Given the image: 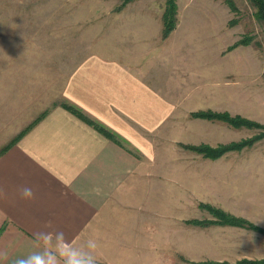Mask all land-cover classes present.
Masks as SVG:
<instances>
[{"label":"crops","instance_id":"crops-1","mask_svg":"<svg viewBox=\"0 0 264 264\" xmlns=\"http://www.w3.org/2000/svg\"><path fill=\"white\" fill-rule=\"evenodd\" d=\"M156 5L135 0L122 11L127 12L126 48L132 57H125L121 47L117 52L112 47L111 55H87L65 79L62 102L33 115L31 122L24 125L21 111L11 113L0 105L6 116L0 117V264L34 255L61 264L49 254L69 246L84 252L90 239L98 245L97 264L242 259L232 260L223 250L246 249L252 232L214 223L218 217L200 203L248 220L259 216L264 208L258 197L264 199V159L256 150L261 141L217 159L161 146L175 143L171 138L177 131L185 135L179 144L213 147L252 136L238 139L230 136L228 123L190 114L214 110L215 95L230 92L232 76L238 85L261 80L264 52L256 32L250 44L227 51L243 37L226 41L230 17L223 21V32L202 33L190 31L192 23L182 24L180 18L163 39L165 7L151 11ZM65 104L116 132L126 147ZM248 186H253L250 191ZM25 187L32 189L31 198L22 196ZM54 231L65 235L39 236Z\"/></svg>","mask_w":264,"mask_h":264},{"label":"rangeland","instance_id":"rangeland-1","mask_svg":"<svg viewBox=\"0 0 264 264\" xmlns=\"http://www.w3.org/2000/svg\"><path fill=\"white\" fill-rule=\"evenodd\" d=\"M149 1L157 4L149 7L157 13L159 7L163 9L166 5V0ZM234 1L238 7L237 12L229 11L226 0H179V21L180 18L182 24L190 21V31L202 33L223 32V21L227 17L231 18L230 21L237 19L236 25L230 26L228 23L231 31H227V28L224 31L225 36H229L226 41L231 42L238 35L256 32L264 52V23L255 18L256 7L250 0ZM122 2L123 0H0V105L11 113L21 111L25 125L32 121L33 115L51 107L53 103L62 102L59 91L61 92L65 79L87 55L95 52L111 55L112 47L116 48V52L117 48L121 47L125 57H132L130 48H126L127 12L125 10V13H122L124 8L118 10ZM129 45L132 47L133 40H130ZM236 80L233 76L228 80L230 92L224 97L215 95L212 109H229L233 114L241 113L264 124V73L261 80L243 81L239 85L235 83ZM259 81L262 83L259 84ZM2 107L0 117L4 119L6 116L4 117ZM183 116V125L180 127L182 130L186 122L185 113ZM259 131L231 128L230 136L241 139L239 137L250 133L254 136ZM176 133V137L171 138L175 143H167L161 146V150L173 149L181 152L183 147L179 143L185 135L183 131ZM0 136L3 137V131ZM227 137L225 134L223 138ZM260 141V148L256 150L260 149L263 154L261 158L264 159V139ZM244 151L245 148L229 152ZM252 187L248 186V191ZM258 197L264 204V199L260 195ZM248 221L264 227V208L258 217ZM246 229L252 232L247 233V248L223 250L224 254H230L232 260L264 258V234L248 227ZM224 257L229 259L225 255Z\"/></svg>","mask_w":264,"mask_h":264},{"label":"trees","instance_id":"trees-1","mask_svg":"<svg viewBox=\"0 0 264 264\" xmlns=\"http://www.w3.org/2000/svg\"><path fill=\"white\" fill-rule=\"evenodd\" d=\"M135 1V0H123L122 4L118 6V10H122L128 3ZM251 3L256 7L255 18L258 22L264 23V0H250ZM228 6L230 7L231 11L237 12L238 7L235 4L234 0H226ZM179 5L178 0H166L165 10L163 13L162 21H163V30H162V38L166 39L170 36V34L176 29L179 21L178 13H179ZM237 19H232L230 21V25H236ZM255 39L254 35L246 33L243 37L230 45L227 51H231L239 45H248ZM260 45V42H258ZM66 108L77 114L83 120L88 122L89 124L93 125L98 131H100L103 135L110 138L111 140L115 141L116 143L120 144L121 146H125L122 142L121 138H119L118 134L104 124L91 119L88 115H86L82 110H80L77 106L71 104H65ZM47 111L43 112L36 120L30 124L29 127L33 126L36 122H38ZM194 118H202V119H209V120H220L228 123L233 128H249V129H259L260 131L249 138H244L239 141H233L227 144H219L218 146H210L207 144H200V145H192V144H180L184 149L192 150L203 154L205 157L211 159H217L223 156L226 152L231 150H238L245 147H251L256 144L258 141L264 139V124L260 121L255 119H251L245 117L241 114H232L229 111H216V110H199L191 112L190 114ZM28 127V128H29ZM26 128V129H28ZM25 131V130H24ZM24 131L21 132L18 136H16L5 148L1 151V153H5L12 145H14L23 135ZM202 208H206L210 210L219 220L213 221L214 223H221V224H230V225H237L248 227L254 231L264 234V227L252 224L247 219L237 218L232 214H227L224 210L217 209L209 204H200ZM190 264H264V258L257 259V260H248L242 259L236 262H229V261H214V260H206V261H197L191 262Z\"/></svg>","mask_w":264,"mask_h":264},{"label":"clouds","instance_id":"clouds-1","mask_svg":"<svg viewBox=\"0 0 264 264\" xmlns=\"http://www.w3.org/2000/svg\"><path fill=\"white\" fill-rule=\"evenodd\" d=\"M22 196L25 198H31L33 196L32 189L29 187H25L21 192ZM54 236L58 238H63L65 233L63 231H54V232H41L39 236ZM65 244L70 243L65 241ZM97 243L95 240L90 239L88 242V248L84 252H81L78 249H74L69 246L68 248L59 251V252H51L49 255L54 256L57 261H60L61 264H97V258L94 254V250L97 248ZM30 261V264H51L50 261H45L44 258L39 255H34L32 257L25 258L24 261L20 259H16L13 264H27Z\"/></svg>","mask_w":264,"mask_h":264}]
</instances>
